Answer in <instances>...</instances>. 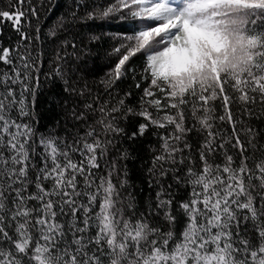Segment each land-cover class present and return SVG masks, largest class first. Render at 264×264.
Listing matches in <instances>:
<instances>
[{
  "label": "snow or ice",
  "instance_id": "snow-or-ice-1",
  "mask_svg": "<svg viewBox=\"0 0 264 264\" xmlns=\"http://www.w3.org/2000/svg\"><path fill=\"white\" fill-rule=\"evenodd\" d=\"M59 6H0V264H264V0H73L45 35L59 39L51 75L85 99L70 127L40 132V9ZM117 19L132 27L111 37L104 95L77 90L78 29L97 41L91 25ZM148 134L141 204L124 194L128 150L112 151Z\"/></svg>",
  "mask_w": 264,
  "mask_h": 264
},
{
  "label": "trees",
  "instance_id": "trees-1",
  "mask_svg": "<svg viewBox=\"0 0 264 264\" xmlns=\"http://www.w3.org/2000/svg\"><path fill=\"white\" fill-rule=\"evenodd\" d=\"M39 0H33L34 4H37ZM85 0H80L83 4ZM89 4L92 0H87ZM96 4H102L105 0H95ZM73 0H60V6L56 8L54 12L48 15L44 8L40 9L42 23V47L45 53L44 63L42 70L39 74V87L37 89L35 111L37 113L38 124L36 127L40 132H46L51 128H57V131H61L62 126L67 122L68 126H71V122L68 118V109L73 104L82 102L83 97H77L70 95L64 91V84L61 80L51 75L54 60L57 51L59 50V39L48 37L45 35L48 28L53 27L57 18L61 13L71 11ZM0 6H2V0H0ZM81 15L83 12L81 11ZM47 16V19H45ZM38 21L33 20L32 25L35 27ZM91 24V22H89ZM92 33L101 36L100 40L91 41L89 39V29L84 27L78 29L80 32L77 37V42L80 47L77 50V54L80 56L79 60L75 57H71L70 60L75 62L71 65L73 72L66 75L71 77L69 83L77 90L87 85V88L92 93H99L104 95V89L100 81L105 78L106 73L110 70L113 65L114 58L110 56L112 48L118 43L117 40L112 39L113 35H123L125 29L132 27L131 21L121 22L118 19L113 20L111 23L97 21L91 25ZM8 37H12L15 41L16 36L14 30L5 25L3 39L5 44L8 43ZM69 53L72 49H67ZM63 54V53H61ZM142 63L141 58L133 60L132 64L136 67L137 72L140 71V65ZM3 64H0V68H4ZM130 81H125L121 84V88H126ZM107 98V97H105ZM135 98L132 101L134 102ZM65 101L68 102V108L65 107ZM57 121L60 122L61 128L57 127ZM121 127H124L130 134L134 128L131 123L121 122ZM157 146L156 137L151 134L145 137L137 138L135 140H128L124 137L119 138L117 147L112 151V156H119L120 152L127 149L130 158L126 160H120V170L123 173V169L126 166L128 169L129 187L125 191V195L131 193L139 203H144L150 196H154L155 189L150 186L149 181L153 178L149 175L148 168L151 166L152 159V147Z\"/></svg>",
  "mask_w": 264,
  "mask_h": 264
}]
</instances>
